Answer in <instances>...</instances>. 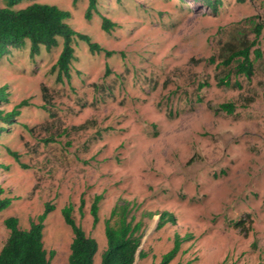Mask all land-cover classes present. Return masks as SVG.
<instances>
[{
  "label": "rangeland",
  "instance_id": "obj_1",
  "mask_svg": "<svg viewBox=\"0 0 264 264\" xmlns=\"http://www.w3.org/2000/svg\"><path fill=\"white\" fill-rule=\"evenodd\" d=\"M33 2L70 11L69 24L102 50L74 39L77 59L60 79L62 39L35 55L27 41L0 59L3 108L19 112L0 134V186L11 199L0 210V250L7 218L29 229L44 215L50 263L69 264L62 209L71 205L101 264L105 220L127 201L144 221L134 264H159L176 238L169 264H264V0H224L218 14L201 0H97L90 19L89 0L16 8ZM105 18L115 23L108 31ZM257 24L254 75L232 77L242 88L219 86L223 47L244 30L253 39ZM225 102L233 114L210 108ZM164 211L175 221L156 229Z\"/></svg>",
  "mask_w": 264,
  "mask_h": 264
},
{
  "label": "trees",
  "instance_id": "obj_2",
  "mask_svg": "<svg viewBox=\"0 0 264 264\" xmlns=\"http://www.w3.org/2000/svg\"><path fill=\"white\" fill-rule=\"evenodd\" d=\"M26 0H0V59L9 53L11 48L24 47L30 42L32 55L40 53L42 46L48 50L57 47L59 39L63 40V48L53 69H58V78L62 74H69L72 63L77 59L73 41L76 38L88 43L91 53H99L102 48L93 42L87 34L76 31L70 24L71 12L56 5L33 2L26 7L16 8ZM77 0H74L76 3ZM212 8L215 14L220 12L224 0H201ZM243 1V0H240ZM4 3V5H2ZM97 9V0H89L86 18L90 19L92 11ZM115 23L105 18L102 28L106 31L112 29ZM261 25L254 28V38L250 39L241 31L233 38L237 42H228L220 54L219 65L222 71L217 76V84L225 88H242V84L234 80L233 76L251 78L255 73L256 62L262 58V51L258 45ZM210 62H215L212 57ZM9 101L7 86L0 87V134L7 126L15 121L19 114L17 110L6 111L3 107ZM215 113L225 112L233 114V102L210 104ZM4 124V125H1ZM4 127V128H3ZM102 196L95 197L91 214L94 224L98 222L99 202ZM11 205V199L4 196V189L0 186V210ZM134 206L130 202L116 203L109 217L105 220V236L107 247L101 256V264H134L139 252L144 231V221L137 220ZM62 215L73 233L69 264H93L98 251V242L88 236L81 225L77 224L73 216V206L67 205L62 209ZM44 215L38 222H32L29 229H21L17 217H9L5 225L10 229V234L0 250V264H51L44 247ZM174 216L164 211L161 213L156 229L164 227L167 223L174 222ZM241 221L235 222L239 226ZM180 250V240L175 239L173 247L162 256L159 264H169Z\"/></svg>",
  "mask_w": 264,
  "mask_h": 264
}]
</instances>
